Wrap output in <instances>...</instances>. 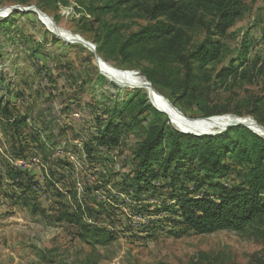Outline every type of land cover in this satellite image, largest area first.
<instances>
[{"label":"rangeland","instance_id":"rangeland-1","mask_svg":"<svg viewBox=\"0 0 264 264\" xmlns=\"http://www.w3.org/2000/svg\"><path fill=\"white\" fill-rule=\"evenodd\" d=\"M245 1L248 12L223 40L224 56L198 72L185 92L180 79L173 87L164 85L178 65L147 60L148 45H135L137 59L122 62L121 45L146 21H122L112 14L98 17L95 7L106 0H0V9L5 10L0 14L1 105L9 104L15 114L30 116L28 124L41 128L50 139L46 156L26 130L22 143L14 144L10 126L0 123V264H264V241L250 231L201 234L182 223L176 213L177 195L201 193L191 181V167L171 169L147 185L137 183L133 152L158 117L150 111L139 113L144 106L140 96L146 95L148 103L176 126L153 105L145 88L108 76L95 52L79 40L96 45L97 51L94 41L111 33L104 51L108 60L100 56L106 65L147 82L151 81L146 67L155 68L159 83L153 86L188 118L237 115L253 120L256 114L264 120V0ZM189 34V45L204 38L200 29ZM245 51L246 63L241 66L237 59ZM217 109L230 113L203 116V110ZM110 120L121 124L118 146L97 141ZM86 144L91 154L86 153ZM230 162L234 169L222 182L238 185L244 169ZM9 166L26 175L11 178ZM21 180L26 188L15 183ZM49 183L64 193L74 186L100 212L91 222L115 233V239L87 243L75 226L52 224L18 199L25 189L46 210L54 211L60 200L71 202L69 195L59 199Z\"/></svg>","mask_w":264,"mask_h":264},{"label":"trees","instance_id":"trees-1","mask_svg":"<svg viewBox=\"0 0 264 264\" xmlns=\"http://www.w3.org/2000/svg\"><path fill=\"white\" fill-rule=\"evenodd\" d=\"M95 11L98 17L112 14L122 21L145 20L146 24L131 33L121 45L122 62L137 59V50L133 49L135 45H148L151 52L147 60L163 64L170 60L178 65L174 77L164 85L173 87L180 79L187 92L198 72L224 56L226 46L223 40L246 15L248 5L245 0H106L102 6L95 7ZM191 29L202 30L204 38L189 45ZM110 36L111 33H108L103 40L94 41L98 54L106 61L108 57L104 51ZM246 56L247 51L237 59L241 66L246 63ZM156 73L155 68L146 67L145 75L153 85L159 83ZM100 79L104 77L100 76ZM139 101L140 105L144 104L139 113L150 111L158 117L150 125L146 138L138 142L133 152L136 161L134 179L137 183L147 185L150 179L166 176L171 169L189 166L192 168L189 174L191 181L195 182V189L201 193L186 191L177 195L176 213L182 218V223L201 234L219 230L250 231L264 241V137L244 125L232 126L214 135L186 134L148 103L146 95L140 96ZM1 102L0 98V123L10 126L13 143H22L26 130L39 153L45 154L50 139L43 135L41 128L28 124L30 116L15 114L9 104L3 106ZM203 111L205 117L230 113L228 109ZM236 114L243 116L240 112ZM255 119L264 126V120L256 114ZM122 134L121 124L110 120L101 129L98 144L118 146ZM88 145H85V151L91 154L92 148ZM230 160L244 169L243 181L238 185L222 182L234 169ZM156 163L157 167L154 166ZM7 174H11V178L26 175L12 166L8 167ZM15 183L26 188L22 180ZM49 185L55 189L59 199L69 195L71 202L60 200L54 211L46 210L28 196L25 189L18 199L34 215L40 213L43 219L52 224L75 226L79 238L87 243L105 244L115 239V233L98 228L91 222V218L100 212L89 204L87 198L79 196L74 186L64 193L55 183ZM139 187L142 189L143 186ZM203 187L217 192L212 194L202 190Z\"/></svg>","mask_w":264,"mask_h":264},{"label":"bare ground","instance_id":"bare-ground-1","mask_svg":"<svg viewBox=\"0 0 264 264\" xmlns=\"http://www.w3.org/2000/svg\"><path fill=\"white\" fill-rule=\"evenodd\" d=\"M102 68L105 70L108 76L114 80L127 83L129 85L140 86L146 89L150 96L153 105L159 110L164 111L170 119L173 121L175 126L181 130H193L195 132H211L215 128H222L230 120L229 117H218L206 120H189L177 109L173 103L162 95L153 85H150L144 78L137 76V74H124L112 70L106 64H102ZM232 117V116H231ZM246 123L253 127H258L253 120H246Z\"/></svg>","mask_w":264,"mask_h":264},{"label":"water","instance_id":"water-1","mask_svg":"<svg viewBox=\"0 0 264 264\" xmlns=\"http://www.w3.org/2000/svg\"><path fill=\"white\" fill-rule=\"evenodd\" d=\"M28 10H37V9H33V8H29ZM27 10V11H28ZM5 10H1L0 9V14H3ZM39 12V14L41 15L42 18H46V16L41 13L39 10H37ZM80 41H82L85 45H88L90 47V49L92 51L95 52V58H96V61L98 63V65L100 67H102V64H106V62L100 57V55L97 53L96 51V45L92 44L91 42L83 39V38H79ZM150 85H153L151 82H149ZM162 111V110H160ZM164 112V111H162ZM184 117L188 118L182 111H180ZM165 113V112H164ZM224 116H227V115H224ZM232 116L230 118V120L226 123V125L220 129H217V131H211V132H195V131H190V130H181V129H178L180 131H182L183 133H186V134H195V135H198V136H203V135H214V134H217V133H220L222 131H225L227 130L229 127H232V126H236V125H244L246 127H248L249 129H251L252 131L256 132L257 134L261 135L264 137V126L260 125L254 118H252L255 122V124L258 126V127H253L251 125H249L248 123H246V120L249 118V117H239L237 115H230ZM212 117V116H211ZM209 118V117H208ZM189 120H197V119H191V118H188ZM205 119V118H204Z\"/></svg>","mask_w":264,"mask_h":264},{"label":"built area","instance_id":"built-area-1","mask_svg":"<svg viewBox=\"0 0 264 264\" xmlns=\"http://www.w3.org/2000/svg\"><path fill=\"white\" fill-rule=\"evenodd\" d=\"M0 151H1V148H0ZM21 165H23V166H24V165H25V163H21Z\"/></svg>","mask_w":264,"mask_h":264}]
</instances>
